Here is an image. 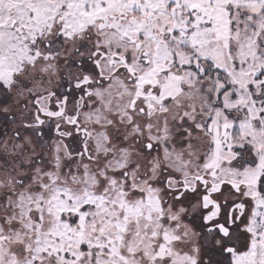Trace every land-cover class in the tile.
<instances>
[{"label":"snow or ice","instance_id":"1","mask_svg":"<svg viewBox=\"0 0 264 264\" xmlns=\"http://www.w3.org/2000/svg\"><path fill=\"white\" fill-rule=\"evenodd\" d=\"M0 264H264V0H0Z\"/></svg>","mask_w":264,"mask_h":264}]
</instances>
